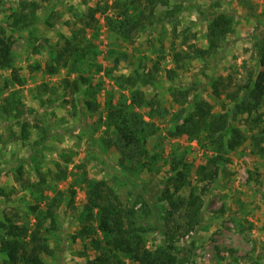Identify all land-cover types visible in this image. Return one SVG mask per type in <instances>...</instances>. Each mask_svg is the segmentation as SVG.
<instances>
[{
  "label": "rangeland",
  "instance_id": "obj_1",
  "mask_svg": "<svg viewBox=\"0 0 264 264\" xmlns=\"http://www.w3.org/2000/svg\"><path fill=\"white\" fill-rule=\"evenodd\" d=\"M128 1L0 0V32L12 41V66L0 68V106L11 95L21 111H0V222L33 229L39 221L53 250L45 264H86L107 251L99 209L89 221L86 211L100 185L98 203L133 209L148 250L173 245L179 264H264V140L254 138L264 104L251 115L234 109L260 69L264 0H171L129 40L122 30L138 10ZM217 14L231 18L232 31L215 54L201 56ZM67 41L84 55L69 46L64 54ZM200 105L228 113L223 140L239 131L235 147L219 148L208 119L194 115ZM133 132L131 145L123 135ZM190 192L202 207L184 232L161 197L184 207Z\"/></svg>",
  "mask_w": 264,
  "mask_h": 264
},
{
  "label": "trees",
  "instance_id": "obj_2",
  "mask_svg": "<svg viewBox=\"0 0 264 264\" xmlns=\"http://www.w3.org/2000/svg\"><path fill=\"white\" fill-rule=\"evenodd\" d=\"M170 1L171 0H129L128 3L134 7L136 6L138 11L133 20L126 21L127 23L124 22L127 25V27L122 30L126 36L125 38L128 40L132 38L134 35L132 33L135 32L140 25H145L153 19L154 9H166L170 6ZM123 4L124 3L121 1H115L114 3L117 7H120ZM24 6L26 8L30 7L28 5ZM173 9L175 8L173 7ZM29 10L31 13L28 15L35 17V9L30 7ZM28 15H26L27 18ZM15 16L18 18L21 15H17L16 13ZM231 31L232 20L229 16L224 14L213 16L207 26V46L204 49L198 50L199 54L201 56L215 54ZM4 37L5 33L3 31L0 32V68H9L12 66V41L10 38ZM257 40L258 64L260 69L258 70L256 77L253 80L251 79L240 89V100L235 104V114L242 115L246 113L251 115L259 106L264 104V33H262ZM68 46L70 49L75 48L74 52L76 51V53H80L81 56L84 55V50L80 49L77 51L76 47H72L74 45L71 41L65 43L63 49L64 54L67 53ZM61 56L62 54L58 53L56 59L57 64L60 63V60L62 59ZM65 61L66 63L68 62L67 59ZM15 80L18 79L15 78ZM73 83L76 86L77 82L74 81ZM232 101L236 102V97H234ZM14 105L13 97L8 95L0 106V111L8 115H14L15 111L21 113V111L17 110V107L16 109H12ZM194 115L199 116L201 119H208L207 131L209 136L214 138L215 142L218 140L219 148L221 149L224 144L228 149H232L238 144V141L242 137L239 131L234 130V136L231 140H223L224 133L230 129V117L228 113L210 115L208 111H203L202 106L200 105L198 111L194 113ZM108 118L110 122H113L117 117L112 113L108 114ZM260 119L261 118H259L258 121H260ZM28 126V122H23L21 128L24 130ZM124 127L127 131H130V129H128L129 127ZM123 136L128 140V143L131 142L132 145V142L135 140L134 132L132 133L131 138L129 136L127 137L126 134ZM257 136H261V139H259L258 142L264 140V126L260 128L254 138L257 139ZM212 163L213 161H209L207 165L209 166ZM210 173L212 174L211 171ZM178 175L184 177V173L182 172L178 173ZM213 178L214 175L212 176V179ZM142 189L145 191L144 188ZM100 190V185H95L89 192V202L86 205L87 220H91L93 208L99 209L98 228L104 236L108 238L106 244L107 251L88 261L86 264H118V261L113 262L109 256V254L113 252L122 253L137 264H179V259L173 245L160 246L153 251L148 250L145 247L141 235V233H144L143 230L137 229L130 219L134 214L133 209L122 206L118 201L114 204L108 202L106 205H100L98 203ZM161 200L170 206L172 215H176L184 220V232L193 229L199 219L202 207L201 196L190 192L188 201L184 207L177 205L173 201L172 196L168 193H164ZM6 221V223L0 222V229L4 231V235H0V254L5 255L4 264H45L42 261V256H51L53 250L45 243L39 221H37L33 229L13 224L7 217Z\"/></svg>",
  "mask_w": 264,
  "mask_h": 264
},
{
  "label": "crops",
  "instance_id": "obj_3",
  "mask_svg": "<svg viewBox=\"0 0 264 264\" xmlns=\"http://www.w3.org/2000/svg\"><path fill=\"white\" fill-rule=\"evenodd\" d=\"M1 255V254H0Z\"/></svg>",
  "mask_w": 264,
  "mask_h": 264
}]
</instances>
